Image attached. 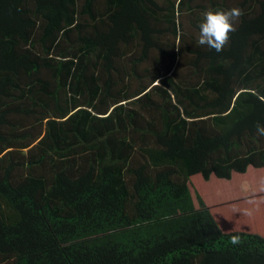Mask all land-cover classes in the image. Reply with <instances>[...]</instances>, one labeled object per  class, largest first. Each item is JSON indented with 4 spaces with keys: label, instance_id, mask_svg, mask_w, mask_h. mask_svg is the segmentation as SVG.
Wrapping results in <instances>:
<instances>
[{
    "label": "trees",
    "instance_id": "16d2710c",
    "mask_svg": "<svg viewBox=\"0 0 264 264\" xmlns=\"http://www.w3.org/2000/svg\"><path fill=\"white\" fill-rule=\"evenodd\" d=\"M257 123L264 0H0V264H264Z\"/></svg>",
    "mask_w": 264,
    "mask_h": 264
},
{
    "label": "clouds",
    "instance_id": "9594fccd",
    "mask_svg": "<svg viewBox=\"0 0 264 264\" xmlns=\"http://www.w3.org/2000/svg\"><path fill=\"white\" fill-rule=\"evenodd\" d=\"M202 15L197 43L216 52L223 51L229 43L230 34L236 31V24L243 15L242 10L239 7L227 10L209 8ZM255 128L257 135L264 137V124L257 123ZM232 243H238V238L233 237Z\"/></svg>",
    "mask_w": 264,
    "mask_h": 264
},
{
    "label": "rangeland",
    "instance_id": "374dc122",
    "mask_svg": "<svg viewBox=\"0 0 264 264\" xmlns=\"http://www.w3.org/2000/svg\"><path fill=\"white\" fill-rule=\"evenodd\" d=\"M254 169V168H250ZM240 173H235V176L232 180H223L212 177L208 182L206 187L201 188L204 191V196L208 202H215L220 199L227 198V201L232 202L235 200L237 195H241L245 190H259L261 187V177L259 176L258 171H248V183L242 185V180L240 178ZM201 179L197 178L194 180L195 183H200ZM216 204V203H215ZM223 204V201L220 205H209L210 208H216ZM229 205V204H228Z\"/></svg>",
    "mask_w": 264,
    "mask_h": 264
},
{
    "label": "crops",
    "instance_id": "0c3cea01",
    "mask_svg": "<svg viewBox=\"0 0 264 264\" xmlns=\"http://www.w3.org/2000/svg\"><path fill=\"white\" fill-rule=\"evenodd\" d=\"M250 168H253V167H252V166H249L247 170H250ZM252 170H254V169H252ZM257 191H258V193H259L260 195H264L263 188H260V189L257 190Z\"/></svg>",
    "mask_w": 264,
    "mask_h": 264
}]
</instances>
